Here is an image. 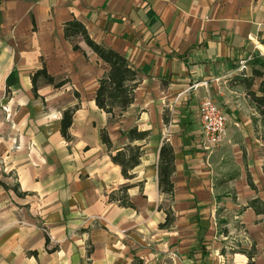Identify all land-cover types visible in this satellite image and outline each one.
<instances>
[{
  "label": "crops",
  "instance_id": "1",
  "mask_svg": "<svg viewBox=\"0 0 264 264\" xmlns=\"http://www.w3.org/2000/svg\"><path fill=\"white\" fill-rule=\"evenodd\" d=\"M71 19L137 72L133 102L113 117L94 100L109 66L64 37ZM260 46L264 0H0V171L21 193L5 189L0 264H264V213L249 206L264 203V127L240 83L264 62ZM43 67L63 83L39 79L34 91ZM207 93L226 116L212 151L201 146ZM75 105L66 140L62 113ZM133 127L146 138L130 142ZM163 143L171 196L158 187ZM126 144L143 151L130 178L111 159ZM123 185L133 206L112 198Z\"/></svg>",
  "mask_w": 264,
  "mask_h": 264
},
{
  "label": "trees",
  "instance_id": "2",
  "mask_svg": "<svg viewBox=\"0 0 264 264\" xmlns=\"http://www.w3.org/2000/svg\"><path fill=\"white\" fill-rule=\"evenodd\" d=\"M64 37L72 40L76 36L82 37L86 45L105 63L108 64V71L98 79V85L94 93V100L98 108L104 112L111 114L113 117L115 111L119 113L126 110V108L134 100V90L137 86L136 70L131 67L126 58L120 53L111 48H106L94 40H92L84 25L78 20L71 19L64 23L63 26ZM74 50H81L77 43L72 45ZM255 64H259L260 67H254L251 70V75L242 76L240 83L247 90V94L250 97V101L260 117V121L264 127V62L258 60L253 61ZM42 79L46 83H52L55 87L60 86L63 81L55 82L53 76L49 75L45 68L37 70L31 77L33 90L37 89L38 80ZM260 79L257 91L253 90L255 81ZM258 93V94H257ZM76 105L72 108H68L62 113L60 122V132L62 136L69 140L70 135L68 128L72 122V115L76 109ZM255 121V119H254ZM128 140H140L146 138L147 131L138 130L136 127L130 128L125 132ZM264 136V128H263ZM102 142L109 148L111 142L106 130L101 132ZM143 151L140 145L126 144L121 149L111 155V159L114 163L120 165L122 174L125 178H130L129 173L136 165L139 164ZM158 157V187L162 193L172 195L174 191V184L172 182V173L174 171V153L172 147L168 143H163L159 148ZM264 175V165H263ZM4 189H10L5 183H0ZM251 186H253L250 183ZM128 185L120 187L121 194L112 193V198H116L119 204L123 206H133L129 201L126 193ZM18 195L19 193L14 187L11 188ZM249 206L253 207L256 212L264 213V203L259 199H253L249 202ZM173 217L170 211H167L165 222L161 226H168L172 223Z\"/></svg>",
  "mask_w": 264,
  "mask_h": 264
},
{
  "label": "built area",
  "instance_id": "3",
  "mask_svg": "<svg viewBox=\"0 0 264 264\" xmlns=\"http://www.w3.org/2000/svg\"><path fill=\"white\" fill-rule=\"evenodd\" d=\"M261 54L264 55L263 52ZM246 62V59L238 62V71L243 75L246 70ZM199 118L201 123V146L206 151H212L214 147L223 141L226 130V116L209 93L201 98Z\"/></svg>",
  "mask_w": 264,
  "mask_h": 264
},
{
  "label": "rangeland",
  "instance_id": "4",
  "mask_svg": "<svg viewBox=\"0 0 264 264\" xmlns=\"http://www.w3.org/2000/svg\"><path fill=\"white\" fill-rule=\"evenodd\" d=\"M116 111H118V110H116ZM2 179L3 180H5L7 183H8V185L10 186V187H13L14 186V174H12V172H10V171H7L6 173H1V171H0V183L2 182ZM14 203V201L11 199V194H9V191H6L3 187H2V185L0 184V210L2 209V208H4V207H6L7 205H8V207L10 208L11 206H12V204ZM3 206V207H2ZM4 210H6V211H9L10 209H4ZM4 210H3V212H4ZM6 215V214H5ZM10 220H8L7 219V221L5 222V223H7V222H9ZM43 228V232L46 230L47 231V229H46V227H42ZM7 233L4 235V231H2V232H0V239L1 240H5V239H7V238H9V236H10V231H6ZM45 233V232H44ZM46 234V233H45ZM49 236V235H48ZM50 237V240L52 241L53 239H52V237L51 236H49ZM240 239H241V237H238L237 238V240L238 241H240ZM239 248H241V243L239 244Z\"/></svg>",
  "mask_w": 264,
  "mask_h": 264
},
{
  "label": "bare ground",
  "instance_id": "5",
  "mask_svg": "<svg viewBox=\"0 0 264 264\" xmlns=\"http://www.w3.org/2000/svg\"><path fill=\"white\" fill-rule=\"evenodd\" d=\"M261 50L264 52V48L262 46H260Z\"/></svg>",
  "mask_w": 264,
  "mask_h": 264
}]
</instances>
